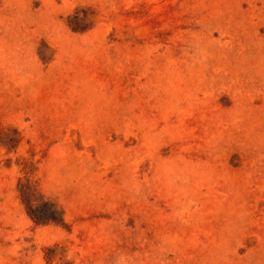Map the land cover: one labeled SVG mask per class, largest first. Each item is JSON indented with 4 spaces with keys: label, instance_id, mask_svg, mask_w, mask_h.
I'll list each match as a JSON object with an SVG mask.
<instances>
[{
    "label": "rangeland",
    "instance_id": "rangeland-1",
    "mask_svg": "<svg viewBox=\"0 0 264 264\" xmlns=\"http://www.w3.org/2000/svg\"><path fill=\"white\" fill-rule=\"evenodd\" d=\"M0 264H264V0H0Z\"/></svg>",
    "mask_w": 264,
    "mask_h": 264
},
{
    "label": "trees",
    "instance_id": "trees-1",
    "mask_svg": "<svg viewBox=\"0 0 264 264\" xmlns=\"http://www.w3.org/2000/svg\"><path fill=\"white\" fill-rule=\"evenodd\" d=\"M22 204L33 221L61 224L63 215L58 205L45 198L36 187L21 195Z\"/></svg>",
    "mask_w": 264,
    "mask_h": 264
}]
</instances>
